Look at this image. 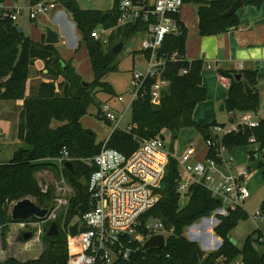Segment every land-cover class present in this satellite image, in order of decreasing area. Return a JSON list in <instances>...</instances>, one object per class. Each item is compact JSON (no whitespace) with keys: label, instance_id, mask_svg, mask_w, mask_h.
I'll list each match as a JSON object with an SVG mask.
<instances>
[{"label":"trees","instance_id":"1","mask_svg":"<svg viewBox=\"0 0 264 264\" xmlns=\"http://www.w3.org/2000/svg\"><path fill=\"white\" fill-rule=\"evenodd\" d=\"M37 1L39 0H29V3ZM234 1L183 0L184 4L197 6L198 33L201 37L223 34L239 25L236 13L228 17L223 16ZM57 2L71 15L76 29L81 34V42L87 50L93 80L83 87L81 78L70 65L60 59L53 45L44 44L43 37L40 42H33L23 32H18V26L13 25L10 20L0 19V100L23 101L16 126V139L20 145L8 162L0 163V239L2 240L7 233L8 225L16 223L10 219V205L20 199L28 198L35 200V205L41 209L46 210L50 206L43 204L51 198V195L41 193L35 173L48 167L56 169L53 160L59 157L63 149L68 154L72 170L63 168L62 174L74 192L66 222L88 210L86 182L93 169L86 166L83 161L97 154L102 143H97L95 133L84 129L80 120L93 105L96 108L94 117L102 121L99 113L101 103L95 102V94L105 92L107 86L104 82L105 77L117 70V57L120 53L114 55L112 49L121 42L125 45L139 29L136 25L118 27L109 35L107 44L103 45L95 41L91 33L98 27L110 29L116 26L117 0H113L111 10L106 12L82 10L75 0H57ZM241 2L243 7L258 9L264 0H241ZM186 35V29L181 25L180 35L165 37L159 54L164 56L176 54L184 58ZM35 60L43 62L52 81L40 83L35 94L26 97L29 69ZM202 69V61L187 62L183 59V61L168 62L164 77L169 82V87L160 104L153 106L147 99L135 100L131 105L130 113L131 123L135 128L130 133L115 130L108 138L106 146L126 154L135 147L133 135L150 139L168 133L170 141L175 143L179 132L189 129L199 133L203 141L208 139L209 128L218 123L200 126L192 119L195 106L203 102L207 96L201 86ZM182 70H186V74H180ZM217 72L229 81L227 97L223 102L225 111L257 114L260 95L256 89V71L219 69ZM236 74L241 75L239 81L235 79ZM58 78H61V82L55 86L54 83ZM243 82L251 90L250 93L245 91ZM52 121L61 125L51 128ZM251 137L254 138L253 142L249 140ZM250 144L258 146L254 153L249 152L251 159L253 154L259 156L264 153V117L261 118L257 128L227 134L222 141V145L227 150L247 147ZM260 169L264 182V164ZM176 178L177 164L170 159L162 182L163 197L146 215L147 219L158 220L166 230L171 231L165 247L147 251L137 250L130 260L119 261L116 264H221V261L233 263L238 260L242 264H264V236L260 231H253L241 248L230 240L229 233L240 221L246 219L244 210L238 209L226 216H217L218 224L213 231L221 239V244L215 251L205 253L195 242L188 241L183 235V230L202 218L209 217L219 205L205 189L192 186L186 205L180 207L179 195L176 193ZM78 204L82 206L77 208ZM259 212L260 214L264 212V200L261 202ZM46 231L43 234L45 248L37 259L23 263L10 259L6 264H65L64 233L59 230L56 237H47Z\"/></svg>","mask_w":264,"mask_h":264},{"label":"built area","instance_id":"2","mask_svg":"<svg viewBox=\"0 0 264 264\" xmlns=\"http://www.w3.org/2000/svg\"><path fill=\"white\" fill-rule=\"evenodd\" d=\"M56 0H39L26 6L7 5L0 0V19H8L17 25L21 17L36 21L57 8ZM184 5L183 0H117V24L114 28H97L91 37L103 45L108 42L111 32L118 27L139 26L138 31L130 38L139 35L137 49L144 58L142 71H132V87L130 98L125 101L117 96L116 101L122 106L115 109L108 102L102 103L99 109L103 123H108L110 135L115 130L130 133L135 126L131 123V105L140 99H147L153 106H158L169 87L164 74L168 62L183 61L184 58L172 54H159L166 36L181 34V24L177 18ZM182 70L180 74H186ZM129 113V119L127 115ZM230 123L216 124L210 127V137L203 141L202 158H196L197 149L187 145L180 153L170 154L169 144L165 145L160 136L143 139L132 136L134 149L122 153L106 146V142L97 154L85 159L86 166L92 172L86 182L88 210L81 216L75 215L66 222L70 208V200L74 196L73 189L66 182L62 169L70 162L65 149L53 161L59 173L55 184L56 195L46 209L42 220L28 218L17 223L23 231L43 225L40 233L48 230L50 223H56L66 237L65 264H116L128 261L137 250L141 251L144 243L153 236L161 235L166 245L171 231L155 219L146 218L148 211L163 197L162 182L170 159L177 164L176 193L179 195V206L183 199L188 201L192 186H200L210 196L218 200V208L213 211V218L226 216L238 209L249 198V191L244 179L245 170H233L231 158L224 159L227 149L222 145L223 138L230 133L252 130L259 126L261 118L250 112H227ZM2 131L0 129V136ZM109 135V137H110ZM108 137V138H109ZM251 142L254 138L249 139ZM47 193L46 190H40ZM78 204L76 207H80ZM255 216H260L259 212ZM207 218L201 219L205 221ZM58 223V224H57ZM212 223V222H211ZM77 224L76 235L70 236V228ZM27 228V229H26ZM190 229V228H188ZM31 231V230H30ZM163 247V248H164ZM0 264H6L1 261ZM242 264L239 260L233 263Z\"/></svg>","mask_w":264,"mask_h":264},{"label":"crops","instance_id":"3","mask_svg":"<svg viewBox=\"0 0 264 264\" xmlns=\"http://www.w3.org/2000/svg\"><path fill=\"white\" fill-rule=\"evenodd\" d=\"M75 2L82 10L103 11L100 10V5L104 2V0H75ZM14 3L26 6L29 4V0L23 4H19L18 0H6L7 5H13ZM85 3L92 6H90V8L84 6L86 5ZM106 3H112L111 5L113 6V0H107ZM111 8L109 10H104L103 12L110 11ZM196 11L197 6L195 7V13L192 21L188 23L184 22L182 16H177L180 24L186 29L187 32L184 59L187 62H203V69L200 74L201 86L205 89L207 96L206 99L203 102L198 103L194 109H217L220 105H223V102L227 97L229 81L218 74L217 71L219 69L256 71V89L260 86H263L264 90V3L258 9L250 6H242L236 12L239 20V25L236 28L229 29L223 34L207 37H201L198 33V18ZM23 17H25V20L31 23L29 27L30 33L27 35L24 34L23 26L19 25V22ZM23 17L19 19L17 26L22 28V32L25 36L29 37V39H31L33 42H40L43 37L45 44V29L48 27L57 35L58 42L53 44V46L56 48L60 59L64 63L70 65L80 78H82L81 73L83 72V69H85V74L88 75L90 68V72L92 74L87 50L84 44L81 42V34L76 29L71 15L59 3L57 4V8L55 10L47 15L40 16L36 21L32 22L29 21L26 16ZM38 25H41L39 29ZM78 40L80 41L78 42ZM50 81H52L51 76L47 74V70L44 68L43 62L40 60H35L29 69L25 96L28 97L34 95L36 88L40 83H48ZM60 82L61 78H58L54 83L55 86H57V84ZM56 92L59 93V90L56 89ZM258 93L260 95L259 91ZM2 102L7 103V105L3 103V106L6 108L16 109L14 118L16 121L15 126H17L18 114L22 108L23 101L16 100ZM100 103L102 105L104 101ZM261 104H264V95L262 97L260 95L259 107ZM114 108L120 109V107ZM223 111H225L224 105ZM9 113L10 111H7L6 115H0V125H12L13 116H10ZM255 116L260 118V116L257 114H255ZM263 117L264 114L261 115V118ZM192 119L200 126H208L213 122L219 123L212 116V120H209V123L199 124L197 119L194 118V110L192 113ZM60 125L61 124L59 122L52 121L50 127L56 128ZM14 139L15 144L19 145L20 143L16 137ZM257 147L258 146L256 145L254 152L257 150ZM255 156L258 157L257 154H255ZM246 172L248 174L250 173L249 170ZM209 219L210 218H207V220L204 222L202 221L201 225H199L201 228L198 233H193L192 231L190 232L188 238L190 240L197 241L201 237L205 240L203 242L208 245L206 247L211 246L214 248L213 251H215L220 246L221 239L212 232V228L211 231L203 230L204 227V229H209L212 225L211 222L213 221L211 220L210 222Z\"/></svg>","mask_w":264,"mask_h":264},{"label":"rangeland","instance_id":"4","mask_svg":"<svg viewBox=\"0 0 264 264\" xmlns=\"http://www.w3.org/2000/svg\"><path fill=\"white\" fill-rule=\"evenodd\" d=\"M27 0H18L19 4L26 3ZM107 0L100 5V10H109L111 8L112 3H106ZM86 4V3H85ZM83 6V5H81ZM90 8V4H86ZM196 5L185 3L179 11V15L182 16L184 22L188 23L192 21L194 16V10ZM30 24L25 17L19 22L20 26L24 28V34H29ZM41 25H38V29ZM48 28V27H47ZM207 37V36H205ZM80 40H78L79 42ZM139 47V35L134 36L132 39L128 40L123 46L120 54L117 57L118 67L116 72H113L107 75L104 79V82L110 86L114 92V96L109 97L110 95L105 94V92H96L95 94V102H108L113 107L122 106L117 103L116 97L122 96L125 101L130 98L129 91L132 87V71H142L144 66V58L140 52L137 51ZM82 82L90 83L93 80V76L90 72L89 74H85V69H83ZM260 92L261 97L264 95L263 86L257 88ZM2 101H0V115H6L7 111H10V116H13L12 125H0V129L2 131V135L0 136V163H6L10 160L12 153L16 150V148L20 145L15 144V129H16V121L15 114L16 109H8L3 106ZM7 105V103H4ZM96 113L95 106L91 105L87 110V114L81 118V125L84 128L89 129L94 132L96 135L97 143H104L108 140L110 135V128L103 123L102 121L97 120L94 115ZM264 114V104H261L257 115L260 116ZM212 116L217 122L224 123L225 125L230 123V118L226 111H220V106L217 109H194V118L197 119L199 124L209 123V120H212ZM211 118V119H210ZM127 119H129V113L127 115ZM165 137V145H168L170 142V135L168 133L164 134ZM18 145V146H17ZM175 155L180 153L187 145H192L197 147V155L196 158H202L204 145L203 140L200 134H198L195 130H182L177 135V139L174 144ZM256 149L255 144H250L247 147H235L231 150H226L223 152L224 159L231 158L232 159V169L235 171L236 169L240 170H249L250 173L247 174L244 179V183L247 186L249 191V198L243 204L242 208L246 214V219L244 221H240L238 225L229 233L230 240L238 247L241 248L245 239L253 232L260 231L264 236V212L260 214V216H255L256 212L260 211L261 202L264 200V182L261 178V170L260 166L264 164V153L260 154L258 157L254 155L253 159L250 157V153H254ZM35 179L37 185L40 190H46L47 193H50L51 198L47 201H44L43 204L51 205L53 198L56 195L55 184L59 180V173L56 169L52 167H48L45 169H41L35 173ZM35 203V200H31ZM187 201L183 199L180 203V207L185 206ZM10 205V208L11 209ZM260 213V212H259ZM205 218H213V212L209 215V217ZM204 219V218H202ZM216 222L210 226L209 229H204V231H211L214 233L213 229L218 223V217H215ZM204 222V221H203ZM202 221H197L191 226L185 228L183 230L184 237L191 241L188 236L190 232L198 233L200 230V226ZM38 228L27 229L23 231L19 228L17 223L9 224L7 233L4 239H0V263L1 261H6L10 259H14L21 263L29 260H35L39 257L42 251L45 248L43 244V234L40 233V230H43V225H39ZM190 228V229H188ZM195 228V229H194ZM31 230V231H30ZM24 232H31L32 237L28 241H23L22 234ZM201 237L195 243L199 246V248L205 253L212 252L214 248L205 244ZM211 250V251H209ZM261 251V249H260Z\"/></svg>","mask_w":264,"mask_h":264},{"label":"water","instance_id":"5","mask_svg":"<svg viewBox=\"0 0 264 264\" xmlns=\"http://www.w3.org/2000/svg\"><path fill=\"white\" fill-rule=\"evenodd\" d=\"M242 7V2L241 0H235L228 11L223 14L224 17L231 16L232 14L236 13L240 8ZM18 32H22V28L18 27ZM58 42L57 35L51 31L49 28L45 29V44L47 45H53ZM124 43L121 42L117 44L113 49L112 52L114 55H118L120 51L122 50ZM236 81H239L241 79L240 74L235 75ZM88 83L82 82V86L86 87ZM244 89L247 93H250L251 90L247 86L245 82H243ZM105 94H108L110 96L114 95V92L110 86H106L105 89ZM220 111H223V105H220ZM160 139L163 140V136H160ZM170 154L174 153V142L170 141L169 142V149H168ZM65 168L72 170V165L70 162L65 163L64 165ZM215 203H218V200L215 199ZM10 219L16 223H21L24 220L28 218H38L39 220H42L45 215H46V210L41 209L35 205L30 199L28 198H23L15 203L12 204L11 209L9 211ZM193 226V225H192ZM191 226V227H192ZM76 227L77 224L72 226L70 228V236H75L76 235ZM58 235V230L56 223L52 222L50 223L48 230L46 231V236L47 237H56ZM32 237L31 232H24L22 234V239L23 241H28ZM191 242H196L195 240H191ZM232 242V241H231ZM233 243V242H232ZM234 244V243H233ZM164 247V240L163 236L158 235V236H153L149 240H147L144 245L141 247V251H147L150 249H163Z\"/></svg>","mask_w":264,"mask_h":264}]
</instances>
